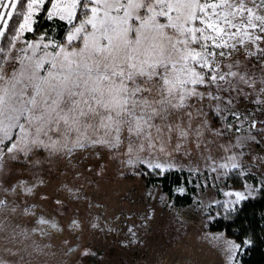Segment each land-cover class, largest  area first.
Listing matches in <instances>:
<instances>
[{
    "label": "snow or ice",
    "instance_id": "1",
    "mask_svg": "<svg viewBox=\"0 0 264 264\" xmlns=\"http://www.w3.org/2000/svg\"><path fill=\"white\" fill-rule=\"evenodd\" d=\"M25 3L31 10L36 0H0V29L12 32L8 20ZM53 8L70 24L79 23L77 10L87 18L63 44L0 46V264H46L55 255L37 237L63 229L37 215L30 198L46 178L76 167L77 152L163 170L156 160L208 159L218 149L240 169L244 149L264 144V0H69ZM30 16L21 32L31 30ZM249 159L264 166V155ZM97 168L100 176L104 165Z\"/></svg>",
    "mask_w": 264,
    "mask_h": 264
},
{
    "label": "rangeland",
    "instance_id": "2",
    "mask_svg": "<svg viewBox=\"0 0 264 264\" xmlns=\"http://www.w3.org/2000/svg\"><path fill=\"white\" fill-rule=\"evenodd\" d=\"M46 1L36 0L31 10L28 7L24 10L15 34L18 38H13L11 44L15 46L13 52L25 49L29 44H63L74 26L78 27L87 18L84 16L87 9L77 10L79 23L74 20L70 24L63 19L67 22V29L62 38L41 34L28 39L26 33L33 30L36 15ZM57 2L63 6L69 0H51L48 17L60 18L61 14L53 8ZM29 11L31 30L21 32L20 26L25 23ZM0 30L6 32V29ZM257 119H264V115L258 113ZM218 143L226 145L227 141L220 138ZM235 151L238 149H233ZM244 151L245 156L240 159L248 163L240 169L231 167L232 162L228 158L231 153L212 149L208 159L156 160L164 165L163 170L152 169L139 162L126 165L122 158L106 154L96 159L88 152H77L80 160L73 158L76 167L67 169L62 175L54 173L46 178L48 183L30 198V202L36 205L37 215L45 216L63 229L61 232L53 230L47 239L37 237L41 243L50 244V251L55 253L45 258L46 264H239V249L229 247L230 243L239 245L238 241L225 231L211 230L210 224L241 204L242 201L236 202L235 193H243L250 198L264 189V166L254 165L249 159L257 154L264 155V144L260 147L253 145ZM99 164L104 165V170L97 176ZM225 164L228 167H221ZM87 168L92 171L88 172ZM176 169L191 172L190 179L196 181L198 192L190 205L177 206L162 185L151 178L152 173L162 175ZM78 172L81 174L76 175ZM64 182L80 189L78 195L84 198H71L62 190ZM184 189L183 185L177 191ZM41 196L47 199H41ZM56 200L63 201V204L57 205ZM72 220L79 221L80 227H69ZM85 249L90 253L87 256L82 254Z\"/></svg>",
    "mask_w": 264,
    "mask_h": 264
},
{
    "label": "trees",
    "instance_id": "3",
    "mask_svg": "<svg viewBox=\"0 0 264 264\" xmlns=\"http://www.w3.org/2000/svg\"><path fill=\"white\" fill-rule=\"evenodd\" d=\"M29 2V0H28ZM51 0L44 3L43 9L36 15V21L32 31L26 33L28 39L38 37L45 34L48 37L60 39L63 37L67 22L58 17H48ZM27 9V3L23 7L17 5L16 12L12 15V19L8 27L12 32L6 30L7 39H1L0 46L7 47L13 42V36L17 32L24 10ZM192 173L187 170H168L162 175H154L151 178L154 182H159L162 188L173 199L177 206H187L194 202L198 187L195 180H191ZM185 186L184 191H177L181 186ZM211 230H222L227 235L234 237L239 245L237 253V262L239 264H264V189L254 197L247 198L227 216L217 218L210 224ZM250 241V243H246ZM94 254L101 256V253Z\"/></svg>",
    "mask_w": 264,
    "mask_h": 264
}]
</instances>
